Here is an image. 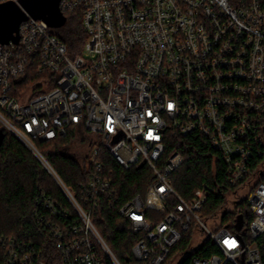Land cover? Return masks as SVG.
<instances>
[{
	"label": "built area",
	"instance_id": "1",
	"mask_svg": "<svg viewBox=\"0 0 264 264\" xmlns=\"http://www.w3.org/2000/svg\"><path fill=\"white\" fill-rule=\"evenodd\" d=\"M19 0H0L4 2ZM80 11V51L66 45L44 20L27 14L18 39L0 42V125L23 143L53 178L61 196L40 193L34 211L55 251L43 258L0 236V264H121L93 223L101 203L112 206L135 236L130 264H162L190 233L179 264L208 240L217 253L190 264H262L264 237V0H60ZM28 64L38 82L18 87ZM83 128L88 172L77 190L67 187L36 141ZM169 136L201 137L220 156L230 186H240L224 209L245 199L244 220L212 228L201 209L213 188L202 183L190 199L170 179L183 162L168 154ZM120 168L146 169L144 192L121 200L106 158ZM243 191L242 197L238 192ZM171 200L158 222L145 217L146 197ZM230 207L228 208V205ZM234 225V226H233ZM234 227V228H232ZM205 234L199 243V233Z\"/></svg>",
	"mask_w": 264,
	"mask_h": 264
},
{
	"label": "trees",
	"instance_id": "2",
	"mask_svg": "<svg viewBox=\"0 0 264 264\" xmlns=\"http://www.w3.org/2000/svg\"><path fill=\"white\" fill-rule=\"evenodd\" d=\"M64 17L63 24L57 27L54 34L66 45L68 53L73 56L80 51L85 39L80 11L65 13ZM42 76L44 75L36 72L34 65L28 64L26 74L18 82V87L24 89L33 85ZM0 130H2L0 133V236L11 240L12 247L14 239L19 248L29 249L30 245L36 252L42 250L43 258H48L55 251L54 243L48 231L38 226L34 214L37 209L36 198L40 193L59 198L61 191L35 155L14 135L2 129L1 125ZM77 130L78 128L74 130V133L68 132L65 137L56 140L35 143L39 152L63 183L73 190H77L78 184L86 181L88 177L81 159L87 149L86 138L84 133ZM73 143L83 147L82 152L77 156L65 151ZM174 150H178L183 156L182 164L170 175L176 191L185 199H190L193 190L202 183H206L214 190L202 206L201 216L204 219L215 217L219 213L222 223L235 222L238 227L241 225L238 221V208L244 220L252 218L250 214L245 217L243 213L247 207L245 199L236 201L230 210L224 209L228 203V197L240 186L228 184L220 156L208 147L205 139L195 137L188 140L169 136L166 154ZM104 167L113 171L115 186L121 200L138 192H144L152 179L146 167L124 170L108 157L104 160ZM259 181H264V176ZM145 200V217L153 222H158L173 207L171 200H160L156 196H148ZM92 219L96 229L119 262L130 264L135 236L123 224L117 211L107 203H101L98 213ZM190 233L183 234L180 242L174 245L170 255L162 264H168L177 254L185 253ZM258 242L262 245L259 253L264 264V237H260ZM214 253H217V250L206 240L190 255H184L179 264H190V259L194 255L206 257Z\"/></svg>",
	"mask_w": 264,
	"mask_h": 264
},
{
	"label": "water",
	"instance_id": "3",
	"mask_svg": "<svg viewBox=\"0 0 264 264\" xmlns=\"http://www.w3.org/2000/svg\"><path fill=\"white\" fill-rule=\"evenodd\" d=\"M60 0H19L0 4V42L17 40L18 28L27 19V14L35 19L44 20L50 27H59L65 17L59 9ZM2 130H0V133ZM242 217H238L241 223Z\"/></svg>",
	"mask_w": 264,
	"mask_h": 264
},
{
	"label": "rangeland",
	"instance_id": "4",
	"mask_svg": "<svg viewBox=\"0 0 264 264\" xmlns=\"http://www.w3.org/2000/svg\"><path fill=\"white\" fill-rule=\"evenodd\" d=\"M56 29L57 27H50V31L55 33L56 32ZM78 128V132H81L82 134L84 133V131L82 130V127L80 126H71L68 130L69 133H74V130ZM83 150V147L80 146L78 143H73L72 145H70L68 148L65 149L66 152H69V153H73V154H76L79 155ZM244 195V192L243 191H239L238 192V196L239 197H242ZM230 207V204L228 205V208ZM214 222H217L216 219L214 220H211L209 218L205 219V223L207 225L208 228H212ZM204 236L205 234L203 232L199 233V243L204 239Z\"/></svg>",
	"mask_w": 264,
	"mask_h": 264
}]
</instances>
